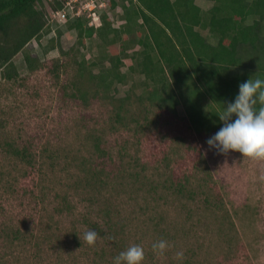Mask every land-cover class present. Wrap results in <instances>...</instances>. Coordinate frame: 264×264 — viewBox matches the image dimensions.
<instances>
[{
    "label": "rangeland",
    "instance_id": "obj_1",
    "mask_svg": "<svg viewBox=\"0 0 264 264\" xmlns=\"http://www.w3.org/2000/svg\"><path fill=\"white\" fill-rule=\"evenodd\" d=\"M96 2L94 8L88 2L86 4L89 5L84 4V0H68L60 12H55L48 18L50 33L31 41L25 48L41 61L60 58L61 51L69 52L75 48L73 52H69L68 61L71 65L67 66L65 74L61 73L60 79L54 80L41 71L29 73L22 53L13 60L19 77L10 82L0 79V145L11 143L21 147L23 144H32L37 159L34 168H31L15 160L5 148H0V228L24 229L20 224L21 220L28 218L29 221H34L35 233L40 236L42 222H49L52 217L54 224H57L54 235L62 240L60 247L64 255L60 256L55 239L49 243L40 242L37 247L35 242L27 238L0 247V264H114L116 255H109L103 260L97 257L87 260L80 256L78 253L84 247L76 251L73 239L68 236L74 226L81 230L86 228L84 224H80L85 219L91 223L97 221L103 226L100 211L104 207H109L111 216L116 221H126L129 225L131 236L128 247L135 244L144 249L143 264H183L187 258L191 259L190 264H264V161H252L241 157L239 153H221L216 148H210L206 141L219 131L221 125H213L201 135L195 132V138L222 202L236 227L235 234L230 233L233 242L227 241V231L219 226L212 214L200 211L199 205L195 203L182 202L164 189V181L169 175L166 164L177 173H190V166L180 161L185 155L178 138L183 132V124L190 122L184 97L181 96L184 91L175 89L180 104L176 108L177 117H173V123L167 122L165 113H160L155 108L150 112L148 120L140 118V128L131 126L127 129L129 131L123 129L121 122L116 121L114 116L115 110L124 115L123 108L117 110L120 104L118 100L129 95L133 105L130 111L136 112L134 109L138 108V97L145 91V86L143 76L129 71L133 65L131 50L125 55L119 54L122 47L121 42H118L114 49L122 59L121 72L126 75L123 83L115 85L107 95H87L84 101L78 98L72 101L65 95L62 87L75 75V60L79 61L84 56L89 62L97 63L94 73H98L102 67L99 60L102 41L97 36L87 39L80 49L76 48L79 47L76 44V32L66 27V21L75 17L72 9L83 5L79 15L87 19L88 24L93 23L94 27L100 26L101 15L105 13L113 28L124 24L120 19V7L113 11L109 9L107 2H103L104 6H100L101 2ZM45 5L48 7L47 2ZM91 10L95 15L89 12ZM87 13L92 19L87 18ZM262 24V41L258 43L257 51H251L249 56L246 50L241 49V68L232 71L250 70L254 78L262 76L260 69L264 70V20ZM204 35L211 37L206 33ZM51 39L55 41L53 49ZM104 47L106 51L109 50L108 44H104ZM104 65L108 67L107 62ZM250 75L251 73L248 78ZM71 92L69 87L68 93ZM205 99L199 102V106L207 113L211 109L209 104L212 103L209 98ZM200 115L203 117L207 114L201 112ZM91 135L103 139L116 157L117 152L124 151V139L129 140L125 148L129 155L124 154L125 160H131L130 155H137L139 161L134 165L136 172H140L144 166L147 168L146 174L159 179L156 180V190L160 194L157 198L155 196L157 202L149 201V196L146 197V205L141 193L136 194L137 185L133 180H106L99 187L98 193L86 190L84 184L75 187L77 168L73 162L80 155L87 156ZM44 150H49L51 154H44ZM56 153L60 158L56 156V162L51 166ZM92 194L94 196H90ZM63 197L69 198L73 204L72 210L69 213L54 214L53 203ZM33 199H37L36 203ZM144 210L149 212L142 213ZM160 215L163 218L160 219ZM155 220L172 239H160L169 244L162 256L152 249V244L159 241L157 226L155 228L153 224ZM101 244V240H97V251ZM90 247L92 250L93 247ZM70 251L77 254L76 258L69 256L71 260L69 259L65 253ZM177 252H183V257L178 259ZM93 255L91 253V257ZM59 256L63 262L58 260Z\"/></svg>",
    "mask_w": 264,
    "mask_h": 264
},
{
    "label": "trees",
    "instance_id": "obj_2",
    "mask_svg": "<svg viewBox=\"0 0 264 264\" xmlns=\"http://www.w3.org/2000/svg\"><path fill=\"white\" fill-rule=\"evenodd\" d=\"M67 1L0 0V79L3 82H10L19 77L13 62L19 53L23 54V61L29 73L41 71L43 74L52 76L54 80H58L62 77L61 73L67 72V66L71 65L68 61L69 52H73L75 48L70 49L69 52L61 51L60 58L49 61H41L25 50L31 41L39 40L50 33L48 18L53 13L60 12ZM105 1L110 10L114 11L117 7L122 10L120 19L124 24L120 27L113 28L106 13L101 15L99 27L90 26L88 20L83 17L66 21L67 29L76 32V44L79 46L76 47L77 49L83 47L85 41L93 36H97L102 41L99 56L102 67L98 73H94L97 63L89 62L84 56H81L79 61L75 60V75L62 87L65 95L72 101L77 98L84 101L87 95L93 97L100 94L107 95L115 85L123 83L126 75L121 72L122 59L114 49L118 42H121L122 47L119 54L125 55L128 50H131L130 58L133 65L129 71L143 76L145 86V91L138 97V108L134 109L136 112L130 111L133 105L129 95L118 100L120 104L117 110L123 108L124 115L115 110L114 116L116 121L121 122L123 129L127 130L131 126L140 128V118L148 120L150 112L155 108L158 112L165 113L164 117L167 116V122L171 123L173 117H177L176 108L180 104L175 89L184 91L181 96L184 97L190 122L183 124V132L178 138L185 155L180 161L190 166V173L185 174L181 171L177 173L176 170L169 169L170 166L165 163L169 175L164 181V189L182 202L195 203L199 205L200 211L212 214L219 226L227 231L225 236L227 241L233 242L231 234H235L236 227L206 167V160L195 138V132L201 135L213 125L222 126L217 117L222 109L220 103L233 101L238 93V85L246 81L250 73V77H255L250 70L234 72L232 69L241 68V49L246 50L250 56V52H256L258 43L262 41L264 0H211L213 7L204 16L196 5V0ZM205 30L215 38V44L208 42L203 34ZM54 42V39H51L52 49L55 48ZM104 44H108L109 50L106 51ZM104 62L108 63V67H105ZM260 70L262 72L260 78L264 79V70ZM69 87L72 91L70 94ZM203 98H209L211 105L216 107L209 104L211 109H208L206 113L199 106ZM161 108L165 110L161 111ZM201 112L207 115L201 117ZM89 141L91 146L87 156L80 155L79 159L73 162L77 168L75 187L84 184L83 187L86 190L98 193L99 187L106 180L120 178L126 181L133 180L137 185L136 194L141 193L145 201L146 197L151 196L149 201L157 202L156 198L160 194L156 190L158 186L156 180L159 179L146 174L147 168L142 165V170L136 172L134 165L139 161L137 155H130L131 160H125V155H129L125 151L129 140L124 139V151L117 152L118 157L100 137L91 135ZM32 146V144H23L21 147H16L11 143H5L0 145V148H5V151L20 163L34 168L37 159L36 151ZM45 153L51 154L49 150H44ZM56 156L58 157L57 153L52 159L51 166H54ZM180 161L179 164H181ZM80 189L82 191V187ZM33 200L36 203L37 199ZM146 205H148L147 201ZM52 206L54 214L60 215L69 213L73 204L68 197H63ZM145 212L149 211L144 210L142 213ZM51 218L49 222H42L40 236L35 233L32 219L21 220L20 224L24 229L7 230L2 226L0 247L4 244L24 241L27 238L39 247L40 242L49 243L55 239L58 252L64 257L60 247L63 242L55 237L54 229L57 228V224H54ZM100 218L103 226L97 221L91 223L85 219L80 224H84L86 228L81 230L78 226H74L68 235L73 239L76 251L84 247L78 254L86 257L87 260L88 258L96 259V257L103 260L109 255L117 256L128 248L131 232L126 221L124 223L122 220L116 221L114 216H111L109 207H104L100 211ZM159 218L163 217L160 215ZM153 224L159 229L156 228L159 240L165 237L172 240L171 235L156 220ZM87 230H95L98 233L100 237L98 240L102 243L98 251L95 249L96 244L91 250L85 242L83 235ZM28 233H30L29 236ZM91 253H94L93 257ZM65 254L72 258H76L77 255L73 251ZM60 256L58 260L63 262ZM71 257H69L70 260ZM190 261L191 259L187 258L183 264H190Z\"/></svg>",
    "mask_w": 264,
    "mask_h": 264
},
{
    "label": "clouds",
    "instance_id": "obj_3",
    "mask_svg": "<svg viewBox=\"0 0 264 264\" xmlns=\"http://www.w3.org/2000/svg\"><path fill=\"white\" fill-rule=\"evenodd\" d=\"M220 104L217 117L222 127L208 138V146L221 153L234 152L252 161H264V79L251 76L238 85L233 101ZM83 238L89 246H95L100 237L95 230H87ZM168 247L166 240L152 244L153 251L161 256ZM176 255L182 258L183 252ZM144 259V249L133 244L114 257V264H143Z\"/></svg>",
    "mask_w": 264,
    "mask_h": 264
},
{
    "label": "crops",
    "instance_id": "obj_4",
    "mask_svg": "<svg viewBox=\"0 0 264 264\" xmlns=\"http://www.w3.org/2000/svg\"><path fill=\"white\" fill-rule=\"evenodd\" d=\"M209 4V5H208ZM196 5L200 8L201 12H202V16H204V14L206 12H208L212 7H213V1L211 0H196ZM203 33L208 34V31L205 30L203 31ZM209 35V34H208ZM211 35H209L210 37ZM207 37V36H206ZM208 42L211 43L212 45L216 43V40L214 37H210L207 38Z\"/></svg>",
    "mask_w": 264,
    "mask_h": 264
},
{
    "label": "built area",
    "instance_id": "obj_5",
    "mask_svg": "<svg viewBox=\"0 0 264 264\" xmlns=\"http://www.w3.org/2000/svg\"><path fill=\"white\" fill-rule=\"evenodd\" d=\"M85 1V3L84 4H86L87 2L88 3H90V5H92V6H94V8H95V1H97L96 3H98V2H101L102 4L100 5V6H104V4H103V2H106L105 0H84ZM86 5H89V4H86ZM81 7H78V8H74V9H72V12H73V15L75 16V17H80L81 15H79V13L81 12V9L83 8V5H80ZM94 8H93V10H94ZM93 10H91V11H89V12H92ZM94 12L96 13V11L94 10ZM94 12H92V14L93 15H95V13ZM77 15V16H76ZM74 17V18H75ZM88 17H90V15H88V13H87V18ZM91 18V17H90ZM92 19V18H91ZM90 24V23H89ZM92 24L93 23H91L90 24V26H92Z\"/></svg>",
    "mask_w": 264,
    "mask_h": 264
}]
</instances>
